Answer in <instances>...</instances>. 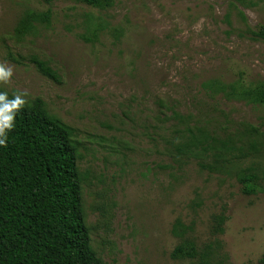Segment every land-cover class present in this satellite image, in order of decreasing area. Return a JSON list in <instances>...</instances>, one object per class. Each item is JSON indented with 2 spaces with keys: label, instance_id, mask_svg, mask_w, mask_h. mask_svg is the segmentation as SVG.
Here are the masks:
<instances>
[{
  "label": "rangeland",
  "instance_id": "374dc122",
  "mask_svg": "<svg viewBox=\"0 0 264 264\" xmlns=\"http://www.w3.org/2000/svg\"><path fill=\"white\" fill-rule=\"evenodd\" d=\"M48 8L51 23L18 31L26 10ZM89 14L123 35L90 40ZM261 25L264 0H0V64L13 71L0 91L42 99L74 129L85 221L108 264H194L171 257L177 219L199 246L222 242L221 264H261L264 191L244 194L236 172L264 176V108L228 91L264 81ZM198 128L230 150L179 155Z\"/></svg>",
  "mask_w": 264,
  "mask_h": 264
},
{
  "label": "trees",
  "instance_id": "16d2710c",
  "mask_svg": "<svg viewBox=\"0 0 264 264\" xmlns=\"http://www.w3.org/2000/svg\"><path fill=\"white\" fill-rule=\"evenodd\" d=\"M41 1L50 4L54 0ZM78 1L98 10L114 5V0ZM52 17L51 8L28 9L18 31L49 24ZM87 23L93 28L92 41H97L103 32L111 31L119 38L124 32L94 14L87 15ZM254 34L264 39V25ZM42 69L51 73L44 64ZM228 91L264 108V81L237 83L229 86ZM14 125L6 146H0V264H108L93 248L85 221L79 142L74 138V129L50 114L40 98L16 111ZM174 146L179 155L190 154L200 159L212 151L216 157H222L223 150H230L228 141L201 128L197 132L190 130L188 139ZM236 175L244 194L264 191V176L256 165L241 168ZM225 222V215L216 216V235L224 232ZM193 231L192 224L176 220L172 234L180 241L171 257L193 260L194 264H221L217 257L222 242L216 239L201 247L190 237ZM260 263L264 264V256Z\"/></svg>",
  "mask_w": 264,
  "mask_h": 264
},
{
  "label": "clouds",
  "instance_id": "9594fccd",
  "mask_svg": "<svg viewBox=\"0 0 264 264\" xmlns=\"http://www.w3.org/2000/svg\"><path fill=\"white\" fill-rule=\"evenodd\" d=\"M12 75L11 67L0 64V84L8 83ZM24 95L14 94L13 98L9 99L7 92L0 91V146H6L8 142V134L15 126V113L26 103Z\"/></svg>",
  "mask_w": 264,
  "mask_h": 264
}]
</instances>
